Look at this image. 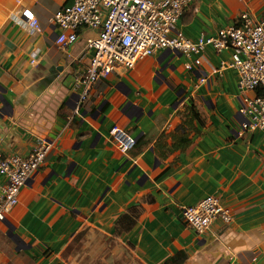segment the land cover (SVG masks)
Masks as SVG:
<instances>
[{
	"label": "crops",
	"instance_id": "crops-1",
	"mask_svg": "<svg viewBox=\"0 0 264 264\" xmlns=\"http://www.w3.org/2000/svg\"><path fill=\"white\" fill-rule=\"evenodd\" d=\"M74 1L0 0V154L51 147L0 221V264H264V131L241 132L240 110L256 93L222 67L233 52L207 48L189 71L196 56L159 51L97 82L82 103L78 79L92 53L79 58L97 32L83 29L59 50L54 23ZM244 13L263 22L264 0H190L177 30L216 36ZM115 127L136 139L133 150L112 141ZM209 196L233 221L199 235L181 208Z\"/></svg>",
	"mask_w": 264,
	"mask_h": 264
},
{
	"label": "built area",
	"instance_id": "built-area-1",
	"mask_svg": "<svg viewBox=\"0 0 264 264\" xmlns=\"http://www.w3.org/2000/svg\"><path fill=\"white\" fill-rule=\"evenodd\" d=\"M190 0H75L59 10L54 23L59 29L56 45L65 50L78 40L79 32L90 29L97 32L87 41L80 61L92 53L89 65L78 79L82 88L80 101L84 103L99 81L119 70H132L140 59L169 50L188 58L196 56L186 69L200 67L199 58L207 48L221 53L231 50L232 60L223 68L234 69L242 92H255L246 98L240 110L244 117L241 132L264 131V21L255 22L248 13L241 16L236 26L224 28L216 36L202 35L191 40L178 32L177 24ZM32 33L39 30L33 13H23ZM207 79L202 78L201 82ZM112 141L128 153L137 144L126 131L115 127ZM51 147L41 140L28 157L0 154V221L18 205L22 189L43 166ZM185 224L197 234H206L215 221L229 225L233 221L230 209L216 196H209L193 206L181 208Z\"/></svg>",
	"mask_w": 264,
	"mask_h": 264
},
{
	"label": "trees",
	"instance_id": "trees-1",
	"mask_svg": "<svg viewBox=\"0 0 264 264\" xmlns=\"http://www.w3.org/2000/svg\"><path fill=\"white\" fill-rule=\"evenodd\" d=\"M191 116H192L193 120L200 121V115H199V113H198L197 111H195V109H192V110H191ZM123 219H124V221H122V222H121V220H120V224H122L123 222H125L126 225H131V224H132V220H128L129 217L124 216V217L122 218V220H123ZM125 219H126V220H125ZM127 223H128V224H127Z\"/></svg>",
	"mask_w": 264,
	"mask_h": 264
},
{
	"label": "rangeland",
	"instance_id": "rangeland-1",
	"mask_svg": "<svg viewBox=\"0 0 264 264\" xmlns=\"http://www.w3.org/2000/svg\"><path fill=\"white\" fill-rule=\"evenodd\" d=\"M82 238V237H81ZM87 237H83L82 239H79L78 241H77V243L80 245V247H78V249L79 250H81L82 249V247H83V245H84V243L87 241V240H85ZM76 243L75 244H73L71 247H70V249H72V250H75V251H71V252H77L76 251ZM75 247V248H74ZM128 260L130 261L131 259H130V256L128 257Z\"/></svg>",
	"mask_w": 264,
	"mask_h": 264
},
{
	"label": "water",
	"instance_id": "water-1",
	"mask_svg": "<svg viewBox=\"0 0 264 264\" xmlns=\"http://www.w3.org/2000/svg\"><path fill=\"white\" fill-rule=\"evenodd\" d=\"M77 83L76 79H74V84L69 88L70 91H72L74 89L75 84ZM75 95H77L76 93H74ZM78 96V95H77ZM1 100L5 105H8L7 101L1 96Z\"/></svg>",
	"mask_w": 264,
	"mask_h": 264
}]
</instances>
